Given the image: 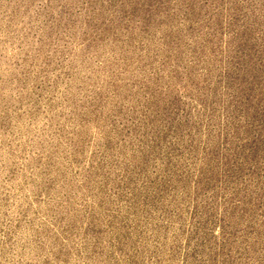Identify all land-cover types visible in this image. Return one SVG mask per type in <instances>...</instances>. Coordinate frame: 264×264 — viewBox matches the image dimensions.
Listing matches in <instances>:
<instances>
[{
    "label": "rangeland",
    "instance_id": "1",
    "mask_svg": "<svg viewBox=\"0 0 264 264\" xmlns=\"http://www.w3.org/2000/svg\"><path fill=\"white\" fill-rule=\"evenodd\" d=\"M0 264H264V0H0Z\"/></svg>",
    "mask_w": 264,
    "mask_h": 264
}]
</instances>
